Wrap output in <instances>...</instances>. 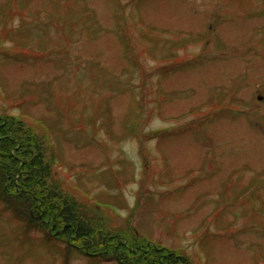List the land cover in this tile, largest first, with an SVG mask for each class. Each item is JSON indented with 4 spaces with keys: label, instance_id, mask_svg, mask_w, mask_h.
Masks as SVG:
<instances>
[{
    "label": "rangeland",
    "instance_id": "obj_1",
    "mask_svg": "<svg viewBox=\"0 0 264 264\" xmlns=\"http://www.w3.org/2000/svg\"><path fill=\"white\" fill-rule=\"evenodd\" d=\"M0 113L127 246L264 264V0H0ZM22 228L0 204V264H64Z\"/></svg>",
    "mask_w": 264,
    "mask_h": 264
},
{
    "label": "trees",
    "instance_id": "obj_2",
    "mask_svg": "<svg viewBox=\"0 0 264 264\" xmlns=\"http://www.w3.org/2000/svg\"><path fill=\"white\" fill-rule=\"evenodd\" d=\"M171 69L165 66L162 71ZM43 145L25 119L0 113V204L23 222L22 234L37 230L54 242L62 241L64 264L70 263L76 251L98 254L117 264H193L184 253L141 236L146 243L134 242L133 249L125 243L122 231L106 230L99 205H89L62 189ZM25 151L31 153L30 159L19 161Z\"/></svg>",
    "mask_w": 264,
    "mask_h": 264
}]
</instances>
